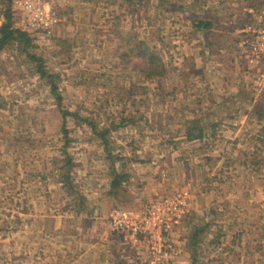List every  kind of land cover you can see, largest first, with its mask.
Instances as JSON below:
<instances>
[{
	"label": "rangeland",
	"instance_id": "rangeland-1",
	"mask_svg": "<svg viewBox=\"0 0 264 264\" xmlns=\"http://www.w3.org/2000/svg\"><path fill=\"white\" fill-rule=\"evenodd\" d=\"M262 2L67 0L59 6L62 19L53 35L32 50L49 71L57 73L62 108L87 117L96 128L125 116L108 132L109 158L85 122L68 114L65 131L61 129L59 106L44 79L13 43L4 45L0 264H131L126 254L106 261L100 257V246L86 250L84 237L93 210L101 220L113 206L139 213L148 201L142 199L139 208L132 207L124 193L115 198L117 204L99 200L110 161L117 163L116 157L126 158L127 171L130 163L163 171L154 176L159 189L152 196L182 185L189 188V209L169 235L180 252L167 264H190L186 235L193 223L204 221L209 226L197 246L195 264H264V89L259 95L252 90V97L236 93L235 88L224 90L225 96L215 103L210 77L185 75L180 83L173 76L184 72L180 68L190 51L187 42L203 38L191 22L214 20L220 13ZM4 5L0 0V9ZM135 40L153 46L161 56L164 70L157 75L159 82L156 75L145 76V59L135 55ZM157 83L162 98L153 96ZM226 83L230 87V81ZM182 85L186 94L179 92ZM192 118L201 126L220 125L201 127L203 137L185 141L182 125ZM65 173L84 198L83 210H73L75 196L59 178ZM73 229L82 231L81 242L73 238ZM142 259L132 264H146Z\"/></svg>",
	"mask_w": 264,
	"mask_h": 264
},
{
	"label": "built area",
	"instance_id": "built-area-1",
	"mask_svg": "<svg viewBox=\"0 0 264 264\" xmlns=\"http://www.w3.org/2000/svg\"><path fill=\"white\" fill-rule=\"evenodd\" d=\"M67 0H9L15 26L25 30L38 45L48 43L62 17L59 6ZM237 24L236 45L252 87L264 88V2L245 5ZM191 194L185 185L174 187L148 199L139 213L113 206L106 213L111 232H121L145 245L143 262L167 264L180 249L171 241L172 232L189 209Z\"/></svg>",
	"mask_w": 264,
	"mask_h": 264
},
{
	"label": "crops",
	"instance_id": "crops-1",
	"mask_svg": "<svg viewBox=\"0 0 264 264\" xmlns=\"http://www.w3.org/2000/svg\"><path fill=\"white\" fill-rule=\"evenodd\" d=\"M244 6L245 5L240 6L239 9H236V11L232 13H220L222 15H217L218 17H215L214 20L207 19V22H209L208 26H194L192 24L194 21L191 22V25L196 30V32H201V36H203V38H201L200 36H196L195 41H192L190 39V41L187 42V46L190 51L188 53V56L183 59L180 68L184 72H182V75H173L174 78L177 77L178 82L180 83L183 79H186V77H184L185 75H203V78L210 77L208 78V80L212 79L214 81V94L212 97H217L215 103H217V101H220L222 96H225L224 90H227L226 92H229V90L235 88L236 93L243 92L247 97H252L254 93L252 90H255L251 84V76L248 75L244 70L245 66L243 65V60L238 54L236 45V37L238 36L237 24L239 22V17H241L242 15L241 10ZM1 20L2 16L0 15V21ZM209 33L212 34V36H209ZM182 46H184V44ZM214 75H217L218 77L212 78V76ZM227 80L230 81V87L229 85L227 86ZM156 81L158 82L157 79ZM182 88L183 89H180L179 92L184 91V94H186L187 92L184 89L186 87L182 85ZM263 89L264 88L255 91V93L259 95L262 93L261 91ZM170 90L168 91V93L171 92ZM175 90L173 89L172 93L175 92ZM158 93V89L153 88V96L158 97ZM200 95L203 96L202 93H200ZM206 95L209 96V94ZM249 106V110L253 111V103H250ZM234 110L235 109L231 110V112ZM244 111H248L247 107H245ZM188 121L189 120L185 121L182 125L183 129L181 137L184 138L185 141H191L195 139L185 137L184 129L187 126ZM198 124H200V128H206L211 125L214 127L216 125H220V123L216 122L211 124H203V126H201L200 121L198 122ZM221 125L223 126V124ZM203 135L204 133L201 129V136L197 137V139L199 140L201 137H203ZM129 166H132V168L128 171L129 178L127 184L124 187L122 186V188H117L114 193L108 192L109 174L107 175V179L103 183L105 189L102 192V195H100V201H106V198H108L107 200L110 203L117 204L115 198L124 193L128 198L131 199L132 207L139 208L141 206L139 204L140 200L145 198L149 199L150 195L152 196V194L158 193L159 188L157 186L158 184L156 183V180L154 179V176L163 175V171H159V173H156L154 167L152 169L151 166H149L148 169L146 168V166H144L145 169H140L139 167L137 168L138 164L136 165V163H130ZM137 184H142V186H137ZM95 204L97 205V202ZM98 204L102 206L100 202ZM95 207L98 208L99 206ZM99 208L101 209L103 208V206ZM93 214H95L94 210L92 211V216L89 215L91 217L89 220V224L91 225L85 229V242L88 241L86 250L92 246V250L93 248L100 246L101 249H98L100 252V257L102 259L106 258L104 259L106 261H108V259H114L116 255L118 257H124L125 254L127 255L126 259L130 256L129 260H133L132 263L134 261L139 262L142 259L143 254L145 253V245L141 240L133 239L129 235L121 232H111L106 224V215L102 214L103 219L100 218L101 220H97L96 216H94ZM96 221L98 223H96ZM94 223H96V225ZM81 233L82 231H80L79 234L78 230L73 229V238H75L77 243L79 241L81 242L82 240ZM173 233L174 231L172 232V234ZM94 242H97L98 245L94 244ZM180 242H182V240ZM76 252L78 253V250Z\"/></svg>",
	"mask_w": 264,
	"mask_h": 264
},
{
	"label": "trees",
	"instance_id": "trees-1",
	"mask_svg": "<svg viewBox=\"0 0 264 264\" xmlns=\"http://www.w3.org/2000/svg\"><path fill=\"white\" fill-rule=\"evenodd\" d=\"M263 3V2H262ZM261 3V4H262ZM261 4H256L259 6ZM0 15L2 20L0 21V49L8 44L13 43L16 51L22 53L26 62L31 64L32 69L38 75V77L43 78L44 82L47 84L50 94L53 96L55 103L59 106V111L62 117L61 129L65 131L64 118L66 115L70 114L73 117L80 119L85 122L95 135L99 138L104 150L105 155L109 158L110 151L107 148V135L110 128H116L125 120V116L119 117V120L116 123H110L109 126L96 128L95 123L88 119L85 116H80L76 111H68L61 107V94L58 91L56 84V75L57 73L49 71L43 62L42 57L33 51V47L37 45L33 42L32 37L23 29L18 26H15L13 23L12 13L9 6V0H5V5L0 9ZM194 26H208L209 22L202 19H195L192 23ZM134 51L135 55L145 59L144 63V74L149 78H153V75H156L158 79L159 74L164 70V62L162 61L161 56L156 52L153 46L147 45L143 40H135ZM159 82V81H158ZM156 89L160 86L159 83L155 85ZM161 93H158V98H162ZM199 120L197 118H192L188 121L187 126L184 129V134L186 138H197L201 136V128L198 125ZM65 136V133H63ZM117 163L113 160L110 161L109 165V187L108 192H115L117 188L124 187L128 182L129 173L125 169V157H116ZM141 161V159H138ZM60 180L62 181L64 187H66L71 193L73 192L75 196V201L73 203V210H83V196L75 191V186L72 185L69 175L67 173L61 175ZM209 222L204 221L203 223H193L190 230L188 231L185 239V246L189 250L190 264H195L197 260L198 245L204 239V234L207 231Z\"/></svg>",
	"mask_w": 264,
	"mask_h": 264
}]
</instances>
